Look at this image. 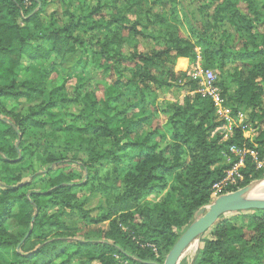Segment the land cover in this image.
<instances>
[{
  "label": "trees",
  "instance_id": "16d2710c",
  "mask_svg": "<svg viewBox=\"0 0 264 264\" xmlns=\"http://www.w3.org/2000/svg\"><path fill=\"white\" fill-rule=\"evenodd\" d=\"M177 1L153 0V6ZM214 1L219 3L212 14L201 13L199 28L186 19L191 39L178 34L175 8L165 14L148 7L142 13L144 23L131 21L120 9L113 12L103 26L98 52L91 49L89 55L91 62L95 61L104 72L114 73V80L104 87L100 109L89 93L82 97V112L74 115L67 110L64 85L53 89L46 86L55 66L29 69L24 67L22 58L36 60L54 55L62 60L66 54L74 53L77 43H86L77 36L93 28V16L100 8H90L86 0H76L81 12L78 23L70 18L54 27L44 25L41 19L48 0H0V264H55L64 255L67 259L73 255L82 257L81 264L94 260L116 264L115 256L134 257L137 264H163L179 237L173 228L188 227L193 214L212 200V187L224 180L226 170L238 160L230 147L251 148L264 158V129L251 139L245 138L239 128L225 139L210 138L202 124H194L185 111L173 115L171 121V161L158 150L155 130L142 138L133 137L148 120L145 112L150 113L144 110L147 103L143 93L156 97L147 82L156 87L177 83L171 67L162 63L172 64L178 57L197 55L208 68H222L234 56L248 60L249 75L238 77L237 88L228 100L221 94L229 105L250 109L251 123L264 120V111L252 109L258 106L264 88V83L255 82L259 76L264 82V33H254L252 24L264 17V6L260 7L256 0H242L246 5L242 11L236 0ZM221 22L245 34L248 43L240 48L228 42L215 45L208 30H214ZM149 27L157 29L146 35L142 29ZM222 34L230 37L226 32ZM137 36H149L163 49L141 53ZM86 44L93 46L92 42ZM123 48L128 50L127 55ZM101 54L105 57L99 63L97 56ZM125 61L134 62L137 67L130 68L134 74L122 81L123 71L127 70L122 65ZM25 69L31 76L18 81V74ZM125 91L135 100L130 114L111 106L121 100ZM3 97L40 101L23 115L5 109ZM81 114L87 122L79 127L75 120ZM66 117L72 118L69 124L64 121ZM31 127L44 131L39 143L22 141ZM108 143L110 146L106 147ZM186 157L190 158L188 164L182 161ZM226 158H230L229 163H225ZM243 163L238 170L243 177L240 186L264 178V165L256 168L249 155H245ZM24 167L30 171V181L26 183L22 182ZM42 175L47 176L48 186L33 188L32 183ZM167 184L164 203L149 207L146 199L154 188ZM228 188L235 190L236 186ZM175 192L178 197L174 201L180 211L171 213L165 199L174 198ZM91 195L104 198L94 216L84 210ZM50 208L55 211L47 212ZM64 210L76 212L88 224L107 221L108 229L79 236L74 227L62 220ZM247 212L246 226L252 233L249 239L237 223L222 215L202 234L192 264H264V209ZM180 264L188 262L183 260Z\"/></svg>",
  "mask_w": 264,
  "mask_h": 264
},
{
  "label": "rangeland",
  "instance_id": "374dc122",
  "mask_svg": "<svg viewBox=\"0 0 264 264\" xmlns=\"http://www.w3.org/2000/svg\"><path fill=\"white\" fill-rule=\"evenodd\" d=\"M48 0V3L43 9V15L41 17L44 25L46 26H54L57 27L62 25L64 22L68 20L77 22L79 21L80 17V10L76 6V2L71 0ZM260 7L264 6V0H256ZM90 5V8L99 7V11L93 16V25L92 29L88 30L85 33L78 35L79 41H85L86 43H93L92 48L88 46L86 43H77V49L74 53L66 54L63 59L61 57H55L54 55L40 58L36 60H29L26 57L22 58V63L25 68L31 69L34 67L35 69L41 70L43 68L50 69L52 66H55L56 71H53L48 81L46 82V86L48 89H53L54 87L64 85V92L68 97L66 100L67 110L68 112L76 115L82 112L81 110L84 107V102L82 97L85 94L92 93L95 97V101H97V108H101V101L104 98V87L107 83H112L115 77V74L112 73L111 75L107 72L105 73L104 70L97 65V63L91 62L90 60V50L93 49L94 52H98L99 50V40L101 33L103 31V26L106 23V19L109 17V8L108 3H111L112 7L116 10L120 9V12L123 16L131 17L133 21H140L144 23L143 12L144 10L151 8L154 11H160V13L168 14L167 12L171 11V9L175 8L177 21L175 23L176 30L178 34L184 38L191 39L189 32H188V21H192V23H196V25L200 26L202 16L201 13L203 12H213L215 5L217 2L214 0H178L176 4H168V5H156L153 6V0H88L87 1ZM236 5L242 11H245V3L242 0H236ZM111 7V8H112ZM262 13L264 15V8L262 9ZM182 12V13H181ZM186 19L188 21H186ZM83 23V22H81ZM199 26L197 28H199ZM196 28V26H194ZM150 29H146V31H151ZM81 31V30H80ZM252 31L254 33H264V17H259L255 20L252 24ZM208 32L211 33V39L215 42V45L223 44L224 42H228L234 48H240L242 45L247 44L248 38L242 32H238L233 28V26L229 25L226 22L219 23L216 28L212 31ZM226 32L230 34L228 36L222 34ZM125 34V33H124ZM81 41V42H82ZM150 42V41H149ZM198 52V49H195ZM105 57L104 54H101L100 57L97 56V59L100 58V62L102 63L103 58ZM240 56H234L229 58L225 61V64L222 68L219 67H204V63L201 59L196 55V57H178L174 63L170 65L172 71L174 72L178 86H174L173 88H166V89H159L154 87V90L151 89L153 84L147 82L148 87L154 92L156 95L155 98L149 93L144 92L143 96L146 100L147 107L144 109L145 111H150V113L145 112V118L147 121L141 124L138 128L137 132L133 136L134 138H142L144 137L149 131H156V140L158 141V150L163 151L165 157L172 160V156L169 153L170 150V142L172 137V124L171 121L173 119V115H179L182 111H185L188 115H190L191 121L194 124H198L199 122L202 124V128L206 131V134L209 135L210 138L215 139H225L223 137L224 129L217 128L219 123L217 121V117L214 114V107L210 102L209 95L204 92H200L204 89L206 82L202 79V76L193 78L195 73L203 75L206 70H212L215 74V79L212 84L219 88L223 96L228 100L232 91L237 88L239 83L238 77L240 79H244L248 74V60L239 59ZM86 59V62H85ZM103 70V71H102ZM137 71L139 69L137 68ZM28 70L25 69L18 74V81H23L28 76ZM34 74V72H33ZM83 74V77H79ZM31 76V74H29ZM139 75L136 72V76ZM28 76V77H30ZM35 76V74L33 75ZM109 78V79H108ZM106 79V80H105ZM109 81V82H107ZM255 82L260 83L263 85V81L261 77H256ZM77 86V89H76ZM155 86V85H154ZM264 87V86H263ZM38 101H25V100H12L8 97L2 98V103L5 109H9L14 111V113H21L26 115L28 113V108L32 105H36ZM134 99L131 98V93L125 91L124 95L122 96L121 100L117 104H111L112 107H116L119 109H125L128 114H130L133 110L130 105L134 103ZM153 101V104L151 102ZM234 111L235 109L232 108ZM254 111H264V88L262 95L260 97V101L258 106H256ZM248 112V119H250V110L244 109ZM98 111V110H97ZM72 118L66 117L64 121L66 124ZM202 119V121H200ZM87 119L83 114L78 116L75 120V124L79 127L86 125ZM260 129H264V120L263 121H254L251 123L250 121V131L247 138L255 137ZM48 131V127L46 128ZM44 131L37 128L31 127L29 128L22 141L24 143L28 142H36L39 143L42 140V135ZM165 134L166 136L160 138L159 135ZM74 135V134H72ZM109 142V140H108ZM110 143L106 145L109 147ZM81 159H84V153L80 151ZM184 163L188 164L190 161L189 157H186L182 160ZM230 160L228 158L225 159V163H229ZM27 163V162H26ZM25 164V163H23ZM73 167V166H72ZM77 168V167H76ZM66 171L70 169L65 167ZM73 173L79 172L82 174L80 170L71 169ZM78 173V174H79ZM24 178L28 180V176L30 171L28 168L24 167ZM225 183H222L215 187L213 192L212 200L203 205L205 207L209 206L212 201L225 193L233 192L236 190H240L242 188H249L253 186L255 183L264 181V178L258 180H252L249 184L245 186H240L239 182H242L243 177L238 178L234 173L229 176ZM35 187L38 189H44L48 186V180L46 177H40L34 183ZM234 185L236 186L235 190L229 191V186ZM238 185V186H237ZM169 189V185L167 184L164 186H156L151 192V194L146 199V204L149 207H154L157 204L161 203L166 196V191ZM252 189V188H251ZM249 189V190H251ZM84 193V192H83ZM247 194V192H246ZM178 197L177 192H175L174 198H169L166 200V208L171 213H178L180 210L178 203L174 201ZM104 198L100 195H91L89 196V200L87 201L84 210H87L88 213L92 216L99 213V206L102 205ZM15 210V209H14ZM55 210L50 208L47 209V212L51 213ZM195 213L193 214L192 218L195 217ZM225 217L231 218V220L237 223L240 228L243 230V233L247 239H249L252 235L251 231L247 228V218L248 212H230L224 214ZM62 218L64 223L70 227H74L76 229L77 235H84L85 233L92 231L95 229V225L88 224L85 220L81 219L76 212H70L68 210H64L62 214ZM139 220V219H137ZM106 225V224H102ZM173 231L180 236L181 233L184 231L182 227H174ZM22 233V230H19L18 235ZM193 244H191L192 246ZM200 244H197V248ZM191 246L186 250L184 258L181 260H186L188 264H190L192 258L194 257L196 249H191ZM66 255L62 256L60 259L56 260L55 264H81L83 261L82 257L78 255H73L69 257L67 260ZM180 262V263H181ZM90 264H98L96 261Z\"/></svg>",
  "mask_w": 264,
  "mask_h": 264
},
{
  "label": "water",
  "instance_id": "95a60500",
  "mask_svg": "<svg viewBox=\"0 0 264 264\" xmlns=\"http://www.w3.org/2000/svg\"><path fill=\"white\" fill-rule=\"evenodd\" d=\"M259 183L261 182L255 183L249 188H242L240 190L222 194L216 197L212 203L207 206L208 208L201 206L195 212L196 215L193 218V221L181 233L165 256L163 264H180L181 260L184 258L186 250L191 244L194 242L198 244L202 234L209 230L222 215L230 212L247 211L252 209L263 210L264 189L253 195H245V192H247L248 189H253ZM198 248L196 246V251L190 264H192Z\"/></svg>",
  "mask_w": 264,
  "mask_h": 264
},
{
  "label": "built area",
  "instance_id": "2783aa9c",
  "mask_svg": "<svg viewBox=\"0 0 264 264\" xmlns=\"http://www.w3.org/2000/svg\"><path fill=\"white\" fill-rule=\"evenodd\" d=\"M193 76V78L202 76V79L206 82L204 89H202L200 92L203 94L206 92L209 95L210 101L214 107V114L217 117V121L220 122L217 128L222 127L224 129L223 137L227 138L235 128H239L242 131L243 136L247 138L250 131L248 112L243 108H235L226 102V99L222 96L219 88L212 84L215 79V74L213 71L208 69L203 75L195 73ZM232 108H234L235 111ZM229 150L238 157V160L226 170V177L224 180L212 187L213 192L216 186L228 181L227 179L231 174L234 173L238 178L241 177L238 170L240 167L244 166L243 159L245 155H249L251 157L252 161L256 165V168H260L264 165V158H259V155L254 149L231 146ZM228 159L230 160V158ZM115 258L117 259L116 264H137L136 258L134 257H131L130 259H120L118 256H115Z\"/></svg>",
  "mask_w": 264,
  "mask_h": 264
},
{
  "label": "crops",
  "instance_id": "0c3cea01",
  "mask_svg": "<svg viewBox=\"0 0 264 264\" xmlns=\"http://www.w3.org/2000/svg\"><path fill=\"white\" fill-rule=\"evenodd\" d=\"M73 1H75L76 2V0H73ZM88 0H86V3L88 4V5H90L88 2H87ZM219 2H217V4H218ZM108 8L110 9L109 10V17H108V19L111 17V15H112V13L113 12H116L117 11V9L115 10L111 5V3H108ZM168 5V4H167ZM164 6V5H163ZM216 6V5H215ZM112 7V8H111ZM214 11V10H213ZM157 12H160V11H157ZM182 13V12H181ZM213 12L211 11V12H209V14H212ZM128 17H129V15H127ZM127 17V18H128ZM108 19H106V20H108ZM130 20H131V17L129 18ZM131 21H133V19L131 20ZM152 29H151V32H152V34L156 31V27H151ZM148 30L150 29V27L149 28H147ZM142 31L146 34V35H148V33L147 32H149V31H146V29H142ZM136 39H137V42H138V47H137V49H138V51L139 52H141V53H145V52H147V51H150V50H152V49H155V50H162L163 49V47L160 45V44H156L155 42H154V40L151 38V37H149V36H137L136 37ZM150 41V42H149ZM123 52H124V54H128L127 52H128V50L127 49H125V48H123ZM162 64H164V65H167V66H169L170 67V65H171V63H168V62H164V63H162ZM122 65H125L126 67H127V70H125V71H123V77L121 78V80L122 81H125L127 78H129V77H131V75H133L134 73H132L131 74V71H130V68H132V69H134V67H137V66H135V63L134 62H128V61H125V62H123V64ZM101 69V68H100ZM103 71V70H102ZM106 73V72H105ZM109 75V74H108ZM109 79V78H108ZM106 80V79H105ZM107 82H109V81H107ZM110 83V82H109ZM179 84H178V81H177V83H174L173 85H171V86H161L160 88L159 87H156V86H154L153 85V87H151V89L152 90H154V87H156L157 88V91L159 92V89H166V88H173L174 86H178ZM159 88V89H158ZM250 110V109H249ZM146 116V115H145ZM144 116V117H145ZM40 177H46V175H42V176H40ZM28 180H25V178H24V174H23V176H22V182L23 183H26V182H29L30 181V177L28 176V178H27ZM39 179V178H38ZM32 187L33 188H36V189H38L37 187H35V185H34V183H32ZM55 211V210H54ZM53 211V212H54ZM62 220H63V218H62ZM102 224H106V225H102ZM90 225H95V229L94 230H92V231H98V230H103V231H105V230H107L108 229V222L106 221V222H102V223H100V224H90ZM96 260H94V261H92V262H95ZM91 262V263H92ZM98 264H99V262L98 261H96Z\"/></svg>",
  "mask_w": 264,
  "mask_h": 264
},
{
  "label": "bare ground",
  "instance_id": "6f19581e",
  "mask_svg": "<svg viewBox=\"0 0 264 264\" xmlns=\"http://www.w3.org/2000/svg\"><path fill=\"white\" fill-rule=\"evenodd\" d=\"M262 189H264V181H262L261 183H259V184H257L253 189H251V190H247V194H246V192H245V195H253V194H255V193H259V192H261V190ZM251 193V194H250ZM208 208V207H207ZM196 246H197V244H196V242H194L193 243V245L191 246V249L193 250V249H195L196 248Z\"/></svg>",
  "mask_w": 264,
  "mask_h": 264
}]
</instances>
